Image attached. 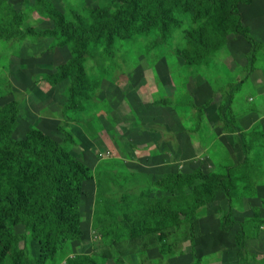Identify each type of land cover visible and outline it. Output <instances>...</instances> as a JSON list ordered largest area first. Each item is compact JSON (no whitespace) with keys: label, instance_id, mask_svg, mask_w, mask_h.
<instances>
[{"label":"rangeland","instance_id":"374dc122","mask_svg":"<svg viewBox=\"0 0 264 264\" xmlns=\"http://www.w3.org/2000/svg\"><path fill=\"white\" fill-rule=\"evenodd\" d=\"M122 1L49 0L73 24L76 16L94 20L88 10L99 11L103 23L110 12L129 22ZM183 1L171 0L178 26L166 43L135 31L109 45L103 37L89 46L78 76L69 69L76 52L68 36L58 39L60 31L33 11L31 0H0L20 14L25 28L56 34L0 42V105L18 102L12 138L23 141L38 131L64 145L88 176L62 193L82 239L62 240L54 250L30 240L34 264L80 263L85 255L91 264H264V0L239 7L244 32L259 45L255 56L235 37L226 7L197 13ZM212 25L223 44L196 61L193 53L220 39ZM190 31L200 35L198 43L190 42ZM226 170L227 194L198 211L193 239L186 231L170 246L154 235L108 245L138 201L164 195L155 183L166 175ZM201 183L198 177L194 186ZM228 214L234 223L229 233L221 229Z\"/></svg>","mask_w":264,"mask_h":264},{"label":"trees","instance_id":"16d2710c","mask_svg":"<svg viewBox=\"0 0 264 264\" xmlns=\"http://www.w3.org/2000/svg\"><path fill=\"white\" fill-rule=\"evenodd\" d=\"M250 1L185 0L183 4L193 5L197 13L210 9L216 12L226 7L228 21L235 37L250 44L251 53L255 56L259 45L244 32L243 15L239 10L241 4ZM31 3L33 11L54 23L55 28L60 31L58 39L66 35L73 43L76 57L70 63L69 69L78 76L83 73L89 46L100 43L103 37L109 45L123 32L129 34L135 31L144 36L153 35L157 44H164L167 42L170 28L178 26L173 13L176 6L170 5L171 0H123L122 9L132 17L129 22L121 20L122 15L119 12H110L109 22L103 23L99 11L88 10L94 20L88 22L76 16L75 24L66 23L49 0H31ZM137 5L141 7L135 8ZM0 11L3 14L0 21V42L56 36L53 31L37 32L25 28L22 17L11 7L0 5ZM211 28L219 33V39L222 35L220 29L214 25ZM199 36L190 31V42L198 43L201 39ZM222 44L223 38H220L204 53H193L194 60L204 62L209 58V54L217 51ZM64 71L65 69H62L55 80L63 77ZM229 109L230 101L224 105L222 114L225 115ZM17 113V101L0 105V264H34L29 259L28 249V243L32 239L38 240L43 248L50 250H54L62 240L82 239L80 226L72 223L68 217L67 199L62 193L70 183L84 177L88 179L86 171L69 156L64 145L38 131L29 132L27 139L23 141L13 139L12 129L17 124ZM234 130L240 131L237 128ZM242 137L240 133L237 139L243 146ZM243 164L244 161L239 163ZM198 177L202 183L194 186ZM229 181L228 170L224 175L205 174L200 171L166 175L155 183V187L164 192V195L153 200L143 198L138 201V207L128 214L124 223L119 224L114 238L108 245L154 235L159 244L166 245L168 242L170 246L173 239L183 236L186 231L193 239V223L198 211L213 203L219 193L227 194ZM189 188H193V191L187 192ZM233 228L234 223L228 214L221 229L229 233ZM122 231L125 232L124 235ZM237 238L242 246V233H239ZM85 257L78 258H83L80 263L70 259L68 264H91Z\"/></svg>","mask_w":264,"mask_h":264}]
</instances>
